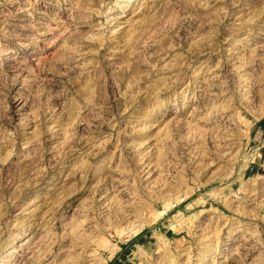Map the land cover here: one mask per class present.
<instances>
[{"label":"rangeland","instance_id":"374dc122","mask_svg":"<svg viewBox=\"0 0 264 264\" xmlns=\"http://www.w3.org/2000/svg\"><path fill=\"white\" fill-rule=\"evenodd\" d=\"M121 2L0 0V264H264V0Z\"/></svg>","mask_w":264,"mask_h":264},{"label":"bare ground","instance_id":"6f19581e","mask_svg":"<svg viewBox=\"0 0 264 264\" xmlns=\"http://www.w3.org/2000/svg\"><path fill=\"white\" fill-rule=\"evenodd\" d=\"M130 1L131 0H122V2L120 3V7L125 9V7L129 5Z\"/></svg>","mask_w":264,"mask_h":264}]
</instances>
